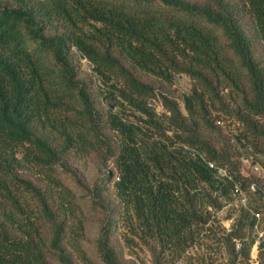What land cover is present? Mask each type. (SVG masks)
I'll use <instances>...</instances> for the list:
<instances>
[{"label": "trees", "instance_id": "16d2710c", "mask_svg": "<svg viewBox=\"0 0 264 264\" xmlns=\"http://www.w3.org/2000/svg\"><path fill=\"white\" fill-rule=\"evenodd\" d=\"M242 158L264 0H0V264H264Z\"/></svg>", "mask_w": 264, "mask_h": 264}, {"label": "rangeland", "instance_id": "374dc122", "mask_svg": "<svg viewBox=\"0 0 264 264\" xmlns=\"http://www.w3.org/2000/svg\"><path fill=\"white\" fill-rule=\"evenodd\" d=\"M175 86L177 87V94L179 96V100H180V102H182L183 96L186 93H188L190 90L191 79L186 75L179 76V77H177V81H176ZM241 162H242V170L245 174H252V175H255L256 177H258L259 179H264V163L263 164L262 163H253V162H251V160H247L244 158H242ZM255 165L260 166L261 170L255 171L254 170ZM247 195H248V203L244 207H247V206L252 207V205L255 204L254 203V200H255L254 195H253V193H249V194L247 193ZM234 203L237 204L238 206H242L238 202H234ZM218 216H219V219L221 220L222 224H224L226 227H230L231 224L233 223L234 219H235V216H233L231 210L228 207H225L222 211H220ZM262 219H263V216H262L261 220ZM262 225H263V222L261 223V225H259L258 229H256L259 236H264V232H263L264 226H262ZM144 258H145L144 259L145 263H143V264H150L149 256L146 255ZM128 259L132 260V257H128Z\"/></svg>", "mask_w": 264, "mask_h": 264}, {"label": "built area", "instance_id": "2783aa9c", "mask_svg": "<svg viewBox=\"0 0 264 264\" xmlns=\"http://www.w3.org/2000/svg\"><path fill=\"white\" fill-rule=\"evenodd\" d=\"M209 165L211 167H214V164L213 163H209ZM254 170L255 171H260L261 168L260 166L258 165H255L254 166ZM250 189L251 190H255V183H251L250 185ZM232 196L234 198V202H238L239 204H241L242 206H246L247 203H248V195L247 193L245 192V190L242 188V186L240 184H236L232 190ZM231 205V203L229 204ZM253 215L255 216V218L257 219V221H260L263 214H262V211L261 210H253L252 211ZM258 224L256 225V229H258ZM264 232V230H263ZM263 235V234H262Z\"/></svg>", "mask_w": 264, "mask_h": 264}, {"label": "water", "instance_id": "95a60500", "mask_svg": "<svg viewBox=\"0 0 264 264\" xmlns=\"http://www.w3.org/2000/svg\"><path fill=\"white\" fill-rule=\"evenodd\" d=\"M81 58L84 59V56L81 54ZM112 108H114V105H112Z\"/></svg>", "mask_w": 264, "mask_h": 264}]
</instances>
